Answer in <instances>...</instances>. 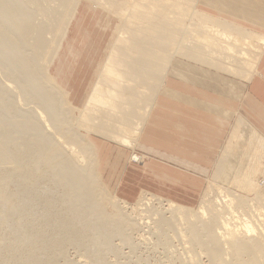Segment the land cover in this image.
<instances>
[{
    "label": "bare ground",
    "instance_id": "bare-ground-1",
    "mask_svg": "<svg viewBox=\"0 0 264 264\" xmlns=\"http://www.w3.org/2000/svg\"><path fill=\"white\" fill-rule=\"evenodd\" d=\"M57 1L61 3V6L66 12H64V15H62L60 19L57 18L58 16H54L56 19H59L57 22L54 21V23H57L55 24L57 26H55L54 23L52 24L54 27L49 26V23L48 26L43 25L44 27L39 24L42 27L40 28V26L33 21V16L31 17V12L29 11V7H31L30 4L25 3L29 6L28 7L20 4L23 1L18 3L16 0H7L6 4L5 0H0V25H9L8 28H5V30L8 31L9 36L12 35V33L18 34V40L15 44L17 46H13L14 49L12 48L13 50L16 49L15 51H11L10 47L12 44L10 43V40L13 38V35L10 36L12 37L10 40V37L5 35V37L7 36L8 38L6 37V39L3 40L4 42H1L2 36H0V42L6 45V47L5 45L0 46V57L1 54L9 52L5 54L10 55L11 53L10 57L14 55L12 63L15 66V69H20V67L24 68V77H22V80L20 79L22 85L18 80L20 87L22 86V93L24 94V96L22 95V98L25 99L26 97L27 101L29 100L32 104L34 103L39 110L41 109L45 112H42L44 117L43 115L41 116V114L39 115L43 119L38 118V120L42 119L43 121H49L50 124H48V127L54 131H52L53 133H55L52 134L58 135V137L62 139L60 143H54L50 147H45L48 142L50 143L52 141L49 138L52 134L47 135L46 130H44V125L37 121L35 115L34 118L32 115H30L32 118L28 115L23 118H21V116V120L17 121V123L19 122L17 125L16 122L13 121L12 128L13 124H15L13 129H18L19 132L16 130V132H18L16 133L17 135L12 136L9 123L15 115V111L12 110L14 111L13 113L7 111L9 108L7 107V104L10 103L9 105H11V102L7 101V95H2L0 92V162H2L3 165L5 163L6 166L7 164H10L11 166L18 167L16 166L18 165V161L10 158L11 150L8 148L22 142L24 149L29 151L32 149L33 145L37 143V149H40L41 151L40 154H44L48 157L47 161H45L47 163L46 167L56 172L59 179L58 181H60V176L70 177V182L73 183L72 188L70 186V190L74 191L75 196L77 197H74L72 194L73 197H71V199H79L83 203L85 202L83 200L86 199V203L88 202L89 204H84L88 208H96L103 217V221L111 218V220H114L115 224L119 225L124 223L123 215H105V213H102V211L106 209L103 206V202L108 193L106 194V189L103 188L99 182L100 178L98 174L96 150L93 144L89 141V137L98 136L116 142L127 148L133 147L138 140L140 131L144 126L151 109L153 108L156 96H158V92L163 86L170 62L176 57L183 58L186 56L193 58V54L196 53L193 47V51H191L189 43L185 40L186 29L192 30V28H194L190 26H204L208 37L206 38L205 35L201 36L202 42L204 41L202 44L207 46V48L203 50L207 52L208 56L209 54L212 55V60L214 58L213 56L216 57L217 54L223 52L222 55H225L224 59L226 61V65L224 66H227L226 71L239 74V76H243L244 74V77L248 76V73L254 68L255 62L258 59L262 46L264 45V39L255 34L243 32L238 29H236L238 30V33L235 32L234 29L229 31L224 30L223 33L219 29L220 32H217L218 29L216 30V25L218 21L212 17L204 16L203 14L193 11V1L191 0H83L85 2L91 1L95 8L96 5L98 7V4H101L106 9H114L112 12L119 15V19L121 20L119 26L121 27L115 32L116 34L114 33L116 35L115 41L113 40L114 43L108 50L103 64L99 69L96 81L86 96L83 106L81 108H74L68 100L67 87L69 80L66 78L65 66L62 64L66 61V57L62 55L61 46L64 44V41H61V36L65 31V26H68L69 23H71L69 22V17L72 15L73 11H76L81 5L86 3L81 2V0ZM93 1H96V4ZM31 5L34 6L33 3H31ZM59 7L57 5V12L60 9L62 10V7ZM40 9L44 10L45 8L43 9L40 7ZM47 9L43 11V14L47 12ZM107 10H105V12ZM39 12L42 13L40 10ZM113 13L111 14L113 15L112 18L115 17L117 19L116 15ZM120 16H122V18ZM54 17L51 19H54ZM2 30L1 34H5V30L4 33H2ZM196 31L201 33L200 30L196 29ZM191 32L192 34L188 36V39L196 36L194 29ZM48 34L52 37V39L50 38V41H47V39L49 40V37H47ZM237 34L241 35V37L238 38ZM203 37L207 40L205 38V40H203ZM215 37H218L219 39H222L223 37V41L217 43ZM195 38L196 37H194V39ZM198 38L199 37L195 40L198 41ZM12 42H14V40ZM186 43H188V45ZM202 44L201 46H203ZM25 46L30 47V50L33 48L34 51L30 54V50L27 48L29 54L26 53L28 52L27 50H24L23 53H25L22 54L21 49L19 50V48L22 47L24 49ZM249 49L250 52H248ZM197 55L199 56V53ZM220 58L222 60V57ZM1 63L2 60L0 64ZM3 64L8 66L7 60H5ZM20 75L23 76V73H20ZM27 111L25 113H27ZM74 111L78 113L75 118L72 116ZM73 125L77 126L78 132L79 130L84 131V134L80 135L73 129ZM242 126L243 125L240 123L235 125L230 134L228 144L225 146L226 151L233 149L238 136L243 133ZM25 135H28V137L31 138H28V140L26 138V140L23 141L25 138L23 139L22 137ZM51 143H53V141ZM132 158L138 160V157L136 156H133ZM229 158H231V161ZM240 158L241 155L236 154L224 157L223 160L221 159L216 165L219 169V174L229 172L228 174L231 175L232 178L238 170ZM229 175L226 177L227 179H230ZM225 176L227 175L225 174ZM218 179H221V177L219 176ZM213 189L216 190L211 186L208 188L204 195L206 199L201 202L197 211L188 210L173 202H167V209L164 210L175 219V221L180 220L188 224L192 222L197 223L199 219L197 223L199 225H193L194 230L202 229L204 232L207 230H214L213 232L215 235L220 234L227 239V245L232 252H239V254L236 252L238 255L233 261L225 263L221 258V254H218V250H221L220 247L224 243H219L218 246L216 244L217 247L214 248L217 251L214 253L213 263L264 264V234L260 232L261 234L259 238H252L253 235L257 234L258 227H261L264 222V197H261L260 194H256L251 200L253 202L252 206L254 205V210L257 213H254L255 217L257 216L258 219H260V222L263 221L262 224L259 223L260 226L252 224L251 221L248 222L245 220L244 222L239 223L240 226L230 227L227 219L221 216L222 213L219 214L220 209L218 211H211L212 209L210 208L209 210V205H211V203H221V200L214 198L211 200L209 198V193H211ZM219 192L222 193L221 190H219ZM91 194L92 196L89 198ZM224 200L231 201L226 195L224 196ZM112 201L114 203L121 202L114 197H112ZM149 201L151 200L142 197L138 203L139 205L142 203L141 206H148L150 204ZM156 201L159 202L160 199L159 201L156 199ZM226 201H223L220 205H222L224 209H228L227 211H230V209H232V204L231 202L226 203ZM237 201L238 199L236 200V203L233 204L240 205L237 204ZM242 202L244 203L243 200H240L243 207ZM107 204H109V202ZM102 207L105 209H101ZM104 212H106V210ZM208 214L210 222H206L207 224L204 223L206 220L200 222V219L206 218ZM158 217L161 218V216ZM257 221L258 220L255 222ZM246 248L254 250V253L251 254L248 261L244 260L242 252L244 249L246 250Z\"/></svg>",
    "mask_w": 264,
    "mask_h": 264
},
{
    "label": "rangeland",
    "instance_id": "rangeland-1",
    "mask_svg": "<svg viewBox=\"0 0 264 264\" xmlns=\"http://www.w3.org/2000/svg\"><path fill=\"white\" fill-rule=\"evenodd\" d=\"M6 1L7 0H5V3L7 4ZM16 1L18 3H20V1H23L20 4H23L25 6H28L27 4H30L31 7H28L30 8L29 11L31 12V17L33 16L32 19L35 23L38 24V26H48L50 24L49 26L54 27V25L57 24L56 22L62 15H64V12H66V10L61 6V3L57 0ZM81 2L85 1L81 0ZM31 3H33L34 6L31 5ZM85 3L94 5L93 3H91V1ZM57 5L58 7H62V10L60 9L61 11L59 10V8L61 7L58 8L60 12H57ZM39 6L43 9H47L48 6V9L46 10L47 12L43 14V11H45V9L41 10ZM98 8H103L102 10L104 11L108 9L104 8V6L101 4H98ZM49 9L51 10V12ZM39 10L42 11V13H40ZM112 11H114V9H110L108 11L109 16H113L111 15L113 13ZM74 14H76L75 10L69 17V22L71 23L73 22L72 17L74 16ZM114 15H116L117 17V19L115 17L113 18L118 25V31V29L121 27L119 26L121 20L119 19L118 14ZM54 16H58L57 18L59 19H56V17ZM53 17L54 19H51ZM120 17L122 18V16ZM54 21L56 22L54 23ZM53 23L54 25H52ZM41 26L40 28H42ZM8 27L9 25H0V34L2 28V33H4L5 28ZM67 28H69V25L65 26V31L61 36L62 38L60 37L61 41H64V43L67 41L65 40V33L67 31ZM6 33H8V31L5 30V34L0 35L2 36V40L0 39L1 42H4L3 40L6 39L7 36L5 37V35L9 36V33ZM12 35L10 36H12L13 38L9 36V40L12 38L10 40V43H12L10 47L11 51H15L16 49L13 50V46H17L15 44L18 40V34L12 33ZM48 35L47 37H49V40L47 39V41H50L52 37L51 35ZM115 37L116 35H114V41ZM13 40L14 42H12ZM114 41L112 42V44L114 43ZM1 42L0 46L5 45ZM111 45H109V48L111 47ZM27 48L29 49L30 47L25 46L24 49L20 47L19 50L21 49L22 54L25 53H23L24 50H27L28 52L26 53L29 54L30 49L28 50ZM31 50L30 54L34 51V49L31 48ZM5 53L1 54L2 58L0 57V59L2 60V63L0 64V66L4 63L5 60H7L8 66L3 64L1 66L2 68L0 67V92L2 93V95H7V101L11 102V105H9L10 103L7 104L6 101L7 107H9L7 111L12 113L15 111V118L13 117L11 119L12 121L10 120L11 124L9 123L10 133L12 134V136H15L17 135L16 133L19 132L18 129H16L18 132L13 129L15 124H13L12 128L13 121H15L17 125L19 123H17V121H20L21 118L26 117L27 115H32L34 118L35 115L37 121L40 122V124L44 125V130H46L47 135L52 134L54 131L48 127V124H50V122L46 120L43 121V118L41 117L43 115L42 112H45L41 109L39 110V108L35 106L34 103L32 104V102H30L29 100L28 102L26 97V102L25 99L22 98L24 94L22 93V86L20 87V84L22 85L21 80L23 79L22 77H24V68L20 67V69L16 70L15 66L12 63L14 60V55L10 57L11 53L10 55H6ZM2 55L5 57H3ZM183 58L192 59L186 56H184ZM99 69L97 70L94 79L88 87L89 90L86 93V96L88 95L90 89L96 81ZM20 73H23V76L20 75ZM18 80L21 82L20 84ZM67 93L68 100L74 108H81L83 106L85 99H83L81 104L76 106L75 94H70L68 90ZM12 106L15 108H13ZM26 111L28 114L25 113ZM29 112L33 113L30 114ZM16 114L20 116H17ZM40 114L41 116H39ZM77 114L78 113L74 111L72 116L75 118ZM32 116L30 117L32 118ZM38 118L42 119L38 120ZM73 129L78 132L77 126L73 125ZM78 133L81 135L84 134V131L79 130ZM53 134L49 136L50 140H52L53 143H51L52 141L50 143L48 142L45 147H50L54 143H60V141L62 140L60 137H58V135ZM25 136L22 137L23 139L25 138L23 141H25L26 138L27 140L28 138H31L28 137V135ZM55 136L59 139H55ZM229 138L230 136L228 137V140ZM96 140H101L106 144H110L116 146L117 148L126 150L128 153H130L128 157L129 163L133 165H139L143 161V159H132V156L136 154L139 156H143V154L138 150L139 138L135 146L132 148L121 146L116 142L106 140L98 136L89 137V141L92 144L94 143L96 145ZM228 140L225 143V146L228 144ZM20 144L12 145L10 146V148H8L9 150H11L10 158L18 161V165H16L18 167L11 166L10 164H7L6 166L5 163L3 165L2 162H0V264H217L215 262L213 263V257L215 251H217L215 248L219 243L224 244H222V246L220 247L221 250H218V254H221V258L225 263H229V261L234 260L239 252L236 251L238 253L237 254L236 252L234 253V251L232 252V250H230L229 246L227 245L226 238H224L220 234L215 235L213 232L214 230L208 231L206 229L207 231L205 232L204 230L202 231V229L194 230L193 225H199L197 224L199 219L197 223L192 222L188 224L180 220L175 221V219H173L164 210L167 209V202H175V204L177 203V205H182V207L188 210L197 211L199 206L201 205V202L206 199L204 195L206 194V191L210 186L216 189H213V191L209 193V198L211 200H213V198L221 200L220 204H222L223 201H226L224 200L225 195L229 198V200L231 199V201H226V203L231 202L232 204V209H230V211H227L228 209H224L222 205L218 203H214L216 205L212 203L211 205H209V210L211 208V211H218L220 209L219 214L222 213L221 216L227 219L230 227L240 226L239 223L244 222L245 220H247L248 222L251 221L252 224L258 226H260L259 223L262 224L263 222H260V219H258L257 216L255 217L254 213H256V211L254 210V205L252 206L253 202L251 200L256 194H260L261 197H264V178L260 177L259 168L253 170L252 172L246 171L248 164H250L251 161L252 163L258 162V158H260L262 155L260 154L258 157L255 156L254 158H251V156H249V154L252 152L251 150L249 151V154H245L247 156L240 154V167L238 166V170L231 178V175L228 174L229 172L225 173L227 176H225V174L223 173L219 174V169L216 166L221 159H224V157L233 155L232 150L226 151L225 146H223V148H221V150L217 153L216 158L213 159V165L207 169L206 175H194L198 177L200 181H195V184L193 183L191 185H194L195 189L192 190L190 192L191 194L189 195H186V193L183 192V189H187V187L189 186V182L187 181V179L183 178L182 180L184 182L178 185L175 195L173 196H171L169 193H167L165 196H161L159 194H156L155 191L151 189L143 188V191H134L132 198L126 199L119 194H113L110 192V190L105 186L98 170L100 178L99 182L101 183L103 188L106 189V194L108 193L105 196L103 202V206L106 209L104 207L101 208L105 209L106 212H104L105 210L101 211L102 213H105V215H123L122 217H124V223L118 225L115 224L114 220H111V218H109V220L106 219L105 221H103V217L100 215L99 211L96 210V208H88L84 204L87 201L86 199L83 200L85 201L84 203L79 199H71V197H73L72 194L74 195V197L76 196L74 191L70 190V186L72 188L73 185V183L70 182V177H62L59 175L60 181H58L59 179L56 172L46 167L47 163L45 161H47L48 157L44 154H40L41 151L40 149H37V143L33 145L32 149H30L29 151L24 149L22 142ZM258 146L261 151H263L264 148L260 144ZM95 148L96 159L99 167L97 145L95 146ZM231 158H229L230 161ZM192 170L199 172V169L196 168V166H194ZM245 171L246 173H244ZM228 175L230 177V179L228 178L229 180L226 178L228 177ZM219 176L221 177V179H218ZM219 190H221L222 193H220ZM91 196L92 194L89 196V198H91ZM112 197L119 199L122 203H114L112 201ZM142 197L150 199L151 201H149V203L151 205L149 204L148 206H141L142 203H140L139 205L138 201ZM185 197H187V199ZM156 199H158V201L160 199V201L157 202ZM237 199V204L240 205L233 204L236 203ZM240 200L244 201V203L242 202L243 207L240 203ZM107 201L109 202V204H107ZM86 204L88 205L89 203L87 202ZM157 215L161 216V218ZM204 220L206 221L204 222ZM256 220H258L259 222H255ZM201 221L204 223H209V214L208 216H206V218L200 219V222ZM263 230L264 222L261 227H258L257 234L253 235L252 238H259L261 233L264 234ZM250 250L251 249L246 248V250L244 249L242 251L244 255L243 258L246 261H248V259L251 257V254L254 253L253 249L251 251Z\"/></svg>",
    "mask_w": 264,
    "mask_h": 264
},
{
    "label": "crops",
    "instance_id": "crops-1",
    "mask_svg": "<svg viewBox=\"0 0 264 264\" xmlns=\"http://www.w3.org/2000/svg\"><path fill=\"white\" fill-rule=\"evenodd\" d=\"M191 1L193 11L218 21L217 32L234 29L237 33L240 30L264 39V0ZM72 18L65 33L68 41L61 47L66 57L62 64L69 80L67 90L75 94L77 106L85 99L89 85L103 64L117 23L107 12L90 3L81 5ZM190 27L194 28L186 29L185 40L196 53L192 59L176 57L169 64L163 86L138 137V150L143 156H133L143 159L141 164L129 163L130 153L122 148L101 140L95 142L98 170L113 194L127 199L132 198L134 191L148 188L161 196L167 193L173 196L183 178L189 182L183 192L191 194L195 189L191 185L200 181L194 175H206L237 123L243 125V133L235 141L232 153L245 155L251 150V158L261 154L258 162L250 160L246 171L259 168V175L264 178V149L261 151L258 146L264 148V45L248 76H239L226 71L223 52L212 60V55L209 57L203 50L207 46L202 44L201 36L208 37L204 26ZM193 29L198 41L194 37L188 39ZM215 38L217 43L223 41V37ZM96 145L93 143L94 148ZM194 166L199 172L192 170Z\"/></svg>",
    "mask_w": 264,
    "mask_h": 264
}]
</instances>
